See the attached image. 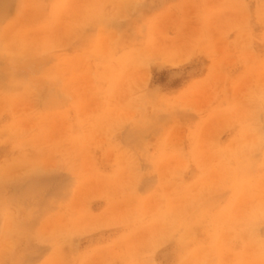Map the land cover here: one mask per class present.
Here are the masks:
<instances>
[{
    "label": "rangeland",
    "instance_id": "1",
    "mask_svg": "<svg viewBox=\"0 0 264 264\" xmlns=\"http://www.w3.org/2000/svg\"><path fill=\"white\" fill-rule=\"evenodd\" d=\"M0 264H264V0H0Z\"/></svg>",
    "mask_w": 264,
    "mask_h": 264
},
{
    "label": "crops",
    "instance_id": "2",
    "mask_svg": "<svg viewBox=\"0 0 264 264\" xmlns=\"http://www.w3.org/2000/svg\"><path fill=\"white\" fill-rule=\"evenodd\" d=\"M241 169H237L234 173H233V177H235L236 179H242L245 177H248L249 175H251L253 173V169L248 168V166L245 167H239ZM235 170V169H233ZM205 208V207H204ZM203 208V210H198V212H195L194 214H192V216L188 221V226L191 227L190 224H195L196 221H198L199 219H201L205 209ZM194 217V218H193Z\"/></svg>",
    "mask_w": 264,
    "mask_h": 264
},
{
    "label": "bare ground",
    "instance_id": "3",
    "mask_svg": "<svg viewBox=\"0 0 264 264\" xmlns=\"http://www.w3.org/2000/svg\"><path fill=\"white\" fill-rule=\"evenodd\" d=\"M241 194V193H240ZM225 207V206H224ZM205 209V208H204ZM198 212V211H197ZM194 218V217H193ZM191 234V233H190ZM188 239V238H187ZM213 243V242H212Z\"/></svg>",
    "mask_w": 264,
    "mask_h": 264
}]
</instances>
